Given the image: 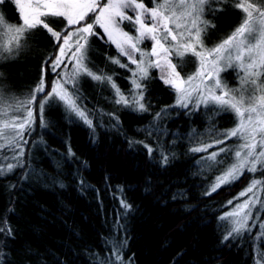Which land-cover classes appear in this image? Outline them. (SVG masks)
Segmentation results:
<instances>
[{
    "label": "trees",
    "instance_id": "trees-1",
    "mask_svg": "<svg viewBox=\"0 0 264 264\" xmlns=\"http://www.w3.org/2000/svg\"><path fill=\"white\" fill-rule=\"evenodd\" d=\"M144 2L151 6L150 0ZM223 8L205 16L215 25L203 35L206 47L218 44L240 22L239 10L229 5ZM0 12L11 24L20 20L10 0L0 5ZM47 20L55 30H64L62 18ZM36 32L7 67L0 66L7 76L3 83L10 89L9 102L27 99L41 79L48 91L57 79L45 63L55 55L56 41L46 30ZM100 39L89 37V56L128 95L132 89L130 71L111 63L109 57L119 54ZM173 61L181 76H186L181 60ZM149 76L143 82L149 110L143 113L113 103L110 87H97L90 78L81 77L82 104L94 127L70 115L56 99L45 105L41 121L38 102L44 93L35 94V120L20 141L24 167L0 177V224L6 219L13 230L11 237L0 235L4 253L0 264H98L100 259L105 264L109 260L112 264H254L255 247L264 244V238L255 240L256 230H252L223 241L225 232L218 224L224 223L219 217L235 203V196L253 178H261L260 173L245 172L208 195L216 177L234 157L221 153L217 160L223 163L208 167L197 163L208 153L190 151L200 142L212 143L217 133L232 128L233 114H218V110H210L212 105L199 110L174 106L175 93L164 84L159 71L150 69ZM222 76L230 87L237 86L234 70L228 69ZM9 113L21 114L14 109ZM149 125L160 131L149 135L143 131ZM193 130L197 135H190ZM129 141H133L131 146ZM136 141L168 155V164H161L155 151L150 161L143 144ZM235 143L233 138L226 146ZM220 147L225 145L208 151ZM260 198L264 200V192ZM121 200L131 209L122 208ZM258 217L257 224L264 221V209ZM113 242L119 246L122 261L113 255ZM29 248L39 255H25Z\"/></svg>",
    "mask_w": 264,
    "mask_h": 264
},
{
    "label": "snow or ice",
    "instance_id": "snow-or-ice-1",
    "mask_svg": "<svg viewBox=\"0 0 264 264\" xmlns=\"http://www.w3.org/2000/svg\"><path fill=\"white\" fill-rule=\"evenodd\" d=\"M7 2L8 0H0V5ZM12 2L19 12L20 21L11 24L3 12H0V66L7 67V63L16 58L27 42L37 36L36 30L43 29L56 41L55 47L58 50V54L45 63H50L52 71L56 72L71 53L74 67L71 72H56L60 78L52 83L50 91H45V83L41 79L27 99L15 103L9 102L10 89L3 83L7 76L5 71L0 70V177L24 167L21 161L24 153L20 141L24 140L25 132L30 131L34 123L32 104L36 101V93H44L38 102L41 121L45 105L49 100L56 99L62 102L70 115L79 118L89 127H94L88 108L82 104L81 77L90 78L96 82L97 87H110L113 90V103L143 113L149 110V105L145 102L147 85L143 82L150 79L149 69L157 68L161 71L160 78L164 84L176 93L174 106L186 109L193 103L192 98L195 96V110H199L201 105L205 108L212 105L210 110H218V114L231 112L234 115V127L217 133L212 143L200 142L198 146L190 148V151L208 153L197 161L198 164L203 163L208 167L223 163L222 160H217L221 153H231L234 157L233 162L216 177L211 191L206 193L208 195L221 185L238 179L246 171L260 173L261 178H253L240 193V196H247L249 193L252 196L219 217L224 222L218 224L225 232L223 241L251 233L254 225H249V221L254 218L253 209L257 213L264 209V200L260 198V193L264 192V0H150L151 7L144 0H105L103 4L98 0ZM224 5L242 13L240 22L218 44L207 48L203 35L215 25L205 16L223 11ZM90 13L95 14V24L103 29L108 41L117 49L119 55L109 57L111 63L120 68H128L129 65L121 63L120 59L126 57L130 64L136 66L135 70L129 68L133 77V90L128 95L121 91L113 76L95 65L89 56V37L96 35L93 23H85L75 31H57L47 20L48 17L62 18L69 26L80 25L86 18L93 19L89 16ZM125 21L132 26L135 35H130L121 27ZM145 39L153 42L151 50L147 52L139 47ZM189 53L198 59L199 68L194 74L182 77L177 71L178 64L172 62V57L182 61ZM228 68L238 70L239 86L236 88H229L220 78V72ZM11 99L15 100L14 97ZM9 109H14L16 113H21V110L23 112L12 116ZM160 115L157 113L156 117L159 118ZM143 131L151 135L160 130L149 125ZM190 135L195 136L197 133L193 130ZM233 138L236 140L234 146H226V141ZM132 143L133 141H129L130 146ZM135 143L143 144L150 161L155 151L160 155L159 162L168 164L169 156L159 149H153L143 141ZM215 145L225 147L209 152ZM18 148L19 152L16 151ZM5 150L10 151L11 156ZM27 176L25 173L24 178L27 179ZM49 179L55 181L57 178ZM120 203L125 210L132 207L126 200H121ZM228 203L231 204L232 201ZM257 205L260 208H256ZM0 235H13L6 219L0 224ZM262 238L264 223L259 225V234L255 240ZM112 247L116 261H122L119 246L113 242ZM262 249L264 244L255 247L254 264H264ZM24 254L39 255L30 248L25 249ZM3 255L0 250V257ZM98 264H105V261L100 259ZM107 264H112L111 260Z\"/></svg>",
    "mask_w": 264,
    "mask_h": 264
},
{
    "label": "rangeland",
    "instance_id": "rangeland-1",
    "mask_svg": "<svg viewBox=\"0 0 264 264\" xmlns=\"http://www.w3.org/2000/svg\"><path fill=\"white\" fill-rule=\"evenodd\" d=\"M11 2H12V0H10ZM98 2L99 3H101V4H103L104 2H105V0H98ZM13 3V2H12ZM14 4V3H13ZM14 6H15V4H14ZM152 6V5H151ZM150 6V7H151ZM15 8H16V6H15ZM16 11H17V13H18V17H19V12H18V10L16 9ZM129 14H132V13H129ZM94 13H90L89 14V16L90 17H93V19H87L86 18V20L85 21H82L81 22V24L80 25H71V26H69L68 24H67V21H65V27H64V30H67V31H75V29L76 28H78V27H81V26H83L85 23H93V31L96 33V35H93V36H97V37H100L101 39L100 40H102V41H105L107 44H110L111 46H113L114 48H115V50L117 51V49H116V47H115V45L114 44H112L110 41H108V38H107V36H106V34H104V32H103V29L102 28H100L99 27V25H96L95 24V22H94ZM19 19H20V17H19ZM20 21V20H19ZM121 27L125 30V31H128L129 32V34L130 35H135V32H134V30L132 29V26L127 22V21H125L122 25H121ZM63 30V31H64ZM152 41L151 40H148V39H145L140 45H139V47L143 50V51H145V52H147V51H150L151 50V47H152ZM215 46V45H214ZM213 47V46H212ZM212 47H207V48H212ZM58 54V50L56 51V53H55V55H57ZM54 55V56H55ZM53 56V57H54ZM188 58H185L184 57V59L182 60V61H180V63H179V65H181V68H182V71L183 72H185L187 75L186 76H182V77H187V76H189V75H192V74H194L195 72H196V70L199 68V61H198V59L195 57V56H193V55H191L190 53L189 54H187L186 55ZM122 58H125V62H127V64L129 65V67H128V69L130 68V69H133V70H135V68H136V66L135 65H132V64H130L128 61H127V58L126 57H122ZM176 59L177 57H175V56H173L172 57V62H174L173 61V59ZM137 59H139V55L137 54ZM49 65H50V63H49ZM73 67H74V64H73V60H72V58H71V53H69L68 54V57L65 59V64L64 65H62L61 66V68H59V69H57L56 70V72H61V73H64V72H71L72 70H73ZM150 69H157V68H150ZM149 69V70H150ZM228 69H231V70H234V69H232V68H228ZM227 69V70H228ZM158 71H159V75H160V77H161V71H160V69H157ZM50 71H51V73L52 74H54V76H56L57 77V79H59L60 77H58L57 76V74H56V72H53L52 71V69H51V66H50ZM182 71H181V73H182ZM223 72L224 71H222V72H220V78H221V80L229 87V88H236V87H238L239 86V80H238V70H234V72H235V78H234V80L236 81V87H230L224 80H223V76H222V74H223ZM56 79V80H57ZM132 79H133V77H132V72L130 71V80H131V82H132ZM54 82V81H53ZM52 85V84H51ZM51 85H50V87H49V89H48V91H50L51 90ZM132 89H131V91L133 90V85H132V87H131ZM174 91V90H173ZM174 93H175V91H174ZM193 103H190L189 104V107H192V108H194L193 107V105H194V103H195V96H193ZM175 102H176V93H175ZM201 106H203V105H201ZM177 107H179V106H177ZM234 116V115H233ZM235 126V125H234ZM233 126V127H234ZM247 172V171H246ZM251 182V181H250ZM249 182V183H250ZM249 183H248V185H249ZM225 185V184H224ZM248 185H246V187L245 188H243L236 196H235V203H233L232 205H231V207L228 209V211L227 212H230V211H232L235 207H236V205H238V204H240V203H242V202H244L245 200H247L248 199V197L249 196H252V193H249L247 196H240V193L241 192H243L247 187H248ZM221 186H223V185H221ZM219 189V188H218ZM217 189V190H218ZM260 196H261V193H260ZM238 198V199H237ZM262 200V199H261ZM257 206H259V205H257ZM253 211H255V209H253ZM226 213V212H225ZM255 215H253V219L252 220H250L249 221V225H254V227H252L251 228V231L252 230H256V236L259 234V225L261 224V223H264V221H262V222H260L259 224H257V216H258V214L259 213H254ZM255 236V237H256Z\"/></svg>",
    "mask_w": 264,
    "mask_h": 264
}]
</instances>
